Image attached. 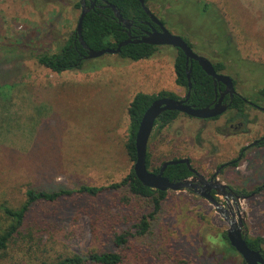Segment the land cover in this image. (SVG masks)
Here are the masks:
<instances>
[{
  "label": "rangeland",
  "instance_id": "374dc122",
  "mask_svg": "<svg viewBox=\"0 0 264 264\" xmlns=\"http://www.w3.org/2000/svg\"><path fill=\"white\" fill-rule=\"evenodd\" d=\"M48 1L0 0V52L9 46L21 52L16 55L21 71L0 80V233L7 226L1 209L20 208L28 190L100 187L125 178L133 166L124 145L127 109L135 95L186 97L175 84L177 52L171 47H158L151 58L137 62L105 55L61 74L41 67L36 57L59 53L80 15L79 0ZM146 7L196 55L223 64L221 74L235 82L237 94L254 101V94L264 90V0H147ZM4 55L3 61H12V54ZM247 114L245 132L236 122L225 127L226 116L197 120L180 114L162 130L154 126L147 153L150 171L188 159L207 178L220 165L238 160L217 177L218 185L229 186L236 197L226 207L224 196H216L240 219L243 236L255 239L264 238V148L251 146L240 154L264 137V112L248 106ZM129 198L124 191L108 196L110 219L106 232L99 224L101 234H94L87 216L71 213L67 201L37 205L24 237L9 245L0 264H53L73 254L112 251L111 234L135 223L143 211L139 205L147 208ZM55 208L66 211L61 220L53 218ZM156 224L155 238L168 255L164 262L152 257L147 264H189L188 259L243 264L237 253L225 251L226 222L194 192L168 191ZM180 248L181 256L176 254ZM125 254L129 259L123 264H143L133 253Z\"/></svg>",
  "mask_w": 264,
  "mask_h": 264
},
{
  "label": "trees",
  "instance_id": "16d2710c",
  "mask_svg": "<svg viewBox=\"0 0 264 264\" xmlns=\"http://www.w3.org/2000/svg\"><path fill=\"white\" fill-rule=\"evenodd\" d=\"M44 1L49 2L48 0ZM106 1L108 4L114 5L120 11V14L125 20L132 21L134 25L139 26L142 30H148L145 23L149 22V19L143 12L137 0ZM145 3H147V0H145ZM76 7L79 8V4H77ZM81 35L85 44L93 51L116 49L119 43L128 38L125 28L118 24L109 9L89 12L84 17ZM184 42L191 49L193 48L187 40H184ZM5 49L8 51H5ZM5 49L4 52H0V80L4 78V75H9V77H11L12 74L10 75V73H12V70L16 71L13 75L21 71L20 64L16 61H20L19 56H16L20 55V50L16 46H9ZM157 49L158 47L145 44H130L122 47L120 54L117 56L122 59L137 62L151 58L157 52ZM176 52L177 55L173 64L175 84L177 87L184 88L188 91V80L186 76V68H188V65H186V59L183 53L177 49ZM4 53L12 54V61H3L2 55H4ZM9 54L5 55L10 56ZM85 55V50H83L73 34L69 42L59 53L37 56L36 61L41 67L47 69L51 73L61 74L66 71L80 69L85 61L83 59ZM212 65L217 73H220L225 69V66L221 63ZM2 70H5V72ZM190 84L191 89L188 104L195 106V108H205L213 103L215 99L213 81L195 62L191 65ZM233 84L235 87L234 81ZM164 97L172 100H180L175 94L163 92L159 93L157 96L137 94L129 103L127 109L129 126L126 130L127 139L124 149L132 164L136 159L135 136L141 118L147 108L155 100ZM248 102H251L256 106H259V102L264 103V90H260L257 94H254V101L236 94L225 114L227 117L225 127L236 122L242 126L243 130L246 128L249 124L247 114ZM178 116L179 113L177 112H165L155 122V126L157 125L158 130H162L175 121ZM259 147L264 148V139ZM235 164L236 163L233 165L235 166ZM146 168L149 170L148 153L146 155ZM158 171L159 169L153 170V173L157 174ZM163 176L170 182H181L190 178L192 173L186 165H175L168 166ZM261 188L264 187L262 186ZM120 191L127 193L130 196L129 201L135 206L142 202L147 204V208L140 207L138 204L139 210L143 211L135 220V223L130 225L122 233L111 234V244L113 245L112 251L89 252L86 255L73 254L72 256L58 258L53 264H123L128 257L127 254H125V251L133 253L143 264H147L151 261L152 257L157 259L158 262H164L168 252L161 248V243L156 240L155 236L158 234L156 226L157 219L161 212L162 205L167 199V192L154 191L143 186L136 179L133 173V166L125 178L119 183H109L100 187L81 186L75 190L57 188L54 192L28 190L26 192V201L20 208L10 209L8 207H3L1 211L7 221V226L0 233V260L5 258V252L10 244L16 243L19 237H24L23 232L27 227L26 225H28L27 221L30 218L29 214L37 205L42 203L55 205L60 201H67L71 213L74 212L75 215L87 216L92 224L94 234L97 232L101 234L98 230L99 224L106 232L110 219L108 214L110 211V205L106 206L105 201H107L109 195ZM259 191L260 188H257L254 193H258ZM64 215H66V211L63 212L59 208H55L53 211V218L57 220H61ZM103 235L108 236V234L105 233ZM221 238L226 243L225 251L228 254L233 252V254L236 255V252L230 247L227 241L226 233L223 234ZM246 243L251 250L260 251L264 259V251L261 247L264 245V238H246ZM123 248L126 250H124L122 254L121 249ZM135 248L137 250H135ZM181 251V248L178 249L176 254L181 256ZM188 261L189 264H196V262L191 259H188ZM243 264L245 263L243 262Z\"/></svg>",
  "mask_w": 264,
  "mask_h": 264
},
{
  "label": "water",
  "instance_id": "95a60500",
  "mask_svg": "<svg viewBox=\"0 0 264 264\" xmlns=\"http://www.w3.org/2000/svg\"><path fill=\"white\" fill-rule=\"evenodd\" d=\"M137 1L139 2L143 12L149 19V22H147L146 25L150 27L151 24H153L158 27L159 31L151 29V31L145 32L143 36L138 38L131 37L128 34V38L125 41L119 43L116 49L93 51L88 48L81 35L84 17L91 10V8H85L86 4L84 0H81V12L74 31L76 40L86 52V55L83 58L84 60H94L105 55H119L121 48L130 44H145L153 47H171L173 49L180 50L186 59V65H188V68H186L188 94H186V97L182 100H172L166 97L157 99L144 112L135 136L136 159L133 163V173L136 179L143 186L154 191L182 192L194 189V193L208 202L215 209L216 213L219 214L220 217L226 222L229 227L228 231L226 232L227 241L230 247L240 256L243 262L245 264H264V259L260 251H253L247 246L246 238L243 236L241 231L240 219L236 221L234 213L225 210L223 206L219 202H217L215 197L212 195V192L219 194V192H222L227 187H225L224 185H218L217 182H205L203 178L199 174H197L194 169L191 168V164L188 159L167 161L161 166L158 174H154L146 168L148 141L155 126V122L163 113L177 112L189 118L198 120L215 119L223 115L229 107L228 105H220L223 98L225 96H228L229 100L232 101L237 93L235 91L233 80L230 77L221 73H217L214 70L213 65L205 58L196 55L182 38L170 34L164 28L163 24L146 7L145 0ZM104 8H108L109 10H111L113 17L117 20L118 24L122 25L126 30H129L132 27L133 23L125 20L120 14V11L114 5L108 4L103 7V9ZM193 62L197 63L201 70L213 80L215 86L217 84L224 86L225 90L220 95L219 104L213 107L208 106L205 108H195V106L187 104V101L190 97V74L191 65ZM258 109L264 112V107H258ZM255 143L256 142L251 144L249 147L254 146ZM175 165H186L190 172L195 174L201 180L200 184L202 185V187H199V190L196 191V188L198 186L191 184L189 180H184L181 182H170L168 179H166L163 176L166 168L168 166ZM215 176L216 174L214 175V177ZM226 203H228V201H226Z\"/></svg>",
  "mask_w": 264,
  "mask_h": 264
},
{
  "label": "flooded vegetation",
  "instance_id": "af4514ba",
  "mask_svg": "<svg viewBox=\"0 0 264 264\" xmlns=\"http://www.w3.org/2000/svg\"><path fill=\"white\" fill-rule=\"evenodd\" d=\"M85 1V8H91V10H90V12L91 11H96V10H101V11H103V10H105V9H108V8H104L103 9V7H105L106 5H108V3H107V1L106 0H84ZM81 0H79V2H78V4H79V9H80V12H81ZM130 22H132V21H130ZM133 23V22H132ZM146 24V23H145ZM146 26V25H145ZM147 28H148V30L146 31V30H142L139 26H136V25H134V23H133V25H132V27L129 29V30H126V32H127V37H128V34L131 36V37H141V36H143L144 35V33L145 32H149V31H151V29H155L156 31H159V29H158V27L157 26H155V25H153V24H151V26L149 27V26H146ZM221 73V72H220ZM213 81V80H212ZM213 87H214V94H215V99H214V101H213V103L212 104H210L209 106L210 107H213V106H215V105H217V104H219V99H220V95L224 92V90H225V88H224V86L223 85H219V84H217L216 86L214 85V83H213ZM186 94H188V91H186ZM189 94H190V92H189ZM235 97V96H234ZM180 100H182V99H180ZM233 100V99H232ZM232 101H230L229 100V98H228V96H225L224 98H223V100H222V102L220 103V105H228V106H230V103H231ZM187 104H188V101H187ZM190 105V104H189ZM192 106V105H191ZM248 106L249 107H253V108H255V109H257V110H259L258 109V107L259 106H256V105H254V104H252L251 102H248ZM208 107V106H207ZM260 108H262V107H260ZM228 109H229V107H228ZM228 109H227V111H228ZM227 111L223 114V115H221V116H219V117H217V118H215L216 120H218L219 118H221L222 116H225V114L227 113ZM260 111V110H259ZM180 115V114H179ZM215 119H210V120H215ZM249 119V118H248ZM198 120V119H197ZM232 126L230 125V128H231ZM238 127H242L240 124H238ZM263 139H264V137H262V138H260L259 140H256L255 142V145L254 146H259L261 143H262V141H263ZM254 143V142H253ZM252 143V144H253ZM249 146H247L246 148H244V149H242L241 150V154H240V156H242L244 153V151L248 148ZM239 159V158H238ZM176 160H179V159H176ZM171 161V160H170ZM236 161H238V160H235V161H232V162H230V163H227V164H223V165H220L219 167H218V169H217V171L215 172V174H216V176L214 177V175L215 174H213V175H211L210 177H205V176H203L202 174H200L197 170H195L192 166H191V168L192 169H194L196 172H197V174H199L202 178H203V180L205 181V182H210V181H212V182H217V177L219 176V174L222 172V170L225 168V167H228V166H230V165H233L234 163H236ZM165 163V162H164ZM163 163V164H164ZM162 164V165H163ZM191 164V163H190ZM161 168V167H160ZM160 168H159V170H160ZM150 171V170H149ZM150 172H152L153 173V171H150ZM159 172V171H158ZM158 174V173H157ZM167 179V178H166ZM191 179H193L194 181L193 182H190L191 184H193V185H197L198 187L196 188V191H198L199 190V187H202V185L200 184V179L195 175V174H193L192 173V176L190 177V178H188L187 180H191ZM225 187H227L226 189H224L222 192H219V194H221V195H223L224 196V205L226 206V207H228V205H229V203H230V201H232V200H234V198L236 197V193L229 187V186H227V185H224ZM264 187V186H263ZM188 191H191V192H195V190L194 189H190V190H188ZM212 195L215 197V199H216V201L217 202H219V200L217 199V194L216 193H214V192H212ZM204 200V199H203ZM226 201H228V203H226ZM220 203V202H219ZM221 204V203H220ZM223 206V205H222Z\"/></svg>",
  "mask_w": 264,
  "mask_h": 264
}]
</instances>
